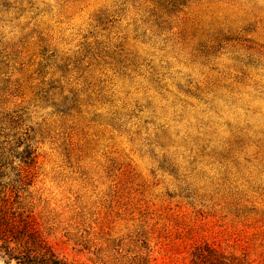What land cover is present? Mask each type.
Here are the masks:
<instances>
[{
    "label": "rangeland",
    "instance_id": "1",
    "mask_svg": "<svg viewBox=\"0 0 264 264\" xmlns=\"http://www.w3.org/2000/svg\"><path fill=\"white\" fill-rule=\"evenodd\" d=\"M2 215L77 264H264V0H0Z\"/></svg>",
    "mask_w": 264,
    "mask_h": 264
},
{
    "label": "trees",
    "instance_id": "2",
    "mask_svg": "<svg viewBox=\"0 0 264 264\" xmlns=\"http://www.w3.org/2000/svg\"><path fill=\"white\" fill-rule=\"evenodd\" d=\"M0 259L3 264H77L60 258L34 231L0 217Z\"/></svg>",
    "mask_w": 264,
    "mask_h": 264
}]
</instances>
